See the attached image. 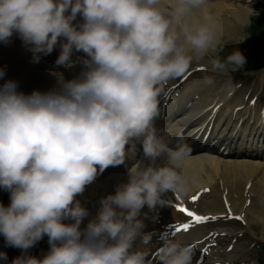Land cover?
<instances>
[{
  "label": "clouds",
  "instance_id": "clouds-1",
  "mask_svg": "<svg viewBox=\"0 0 264 264\" xmlns=\"http://www.w3.org/2000/svg\"><path fill=\"white\" fill-rule=\"evenodd\" d=\"M164 3L0 0V41L17 33L34 59L59 43L57 66L72 67L73 52L84 54L77 78L56 74L59 88L26 95L14 80L0 85V188L10 193L9 205L0 203V234L25 252L44 235L50 246L43 259L22 255L12 264H192V244L171 238L154 260L140 215L145 205H163L168 190L187 191L181 172L189 149L157 135L158 97L217 40L211 23L185 22L205 0H174L171 10ZM227 64L242 67L245 57L235 50L226 62L213 60L212 71ZM5 74L0 68V79ZM137 142L152 163L128 168V181L101 199L81 230L89 213L76 197L107 167L134 157ZM161 154L167 162L153 166Z\"/></svg>",
  "mask_w": 264,
  "mask_h": 264
},
{
  "label": "bare ground",
  "instance_id": "bare-ground-1",
  "mask_svg": "<svg viewBox=\"0 0 264 264\" xmlns=\"http://www.w3.org/2000/svg\"><path fill=\"white\" fill-rule=\"evenodd\" d=\"M203 10V6L200 7ZM249 9H233L232 4L227 1H220L213 6L205 9L197 16L193 17L192 23L187 21L190 14L185 17V22L189 26H195L202 23H211L214 26L216 39L221 42H226L232 38L241 39L243 37V29L248 15ZM3 48L4 59L13 61L20 57V52L13 49L7 44H1ZM202 64L207 70V66ZM197 65H191L189 70H194ZM197 72H193L185 80L189 84L205 85L207 82L203 80L194 81L193 78ZM231 77V76H230ZM176 79V78H175ZM46 85L48 82L55 81V79H44ZM44 83L36 82L35 89L40 90ZM194 85H191L194 86ZM232 81L228 80L224 83L222 88L231 89ZM32 92L29 91L28 94ZM218 97L217 102H225L226 93L221 88L215 85H209L207 89L200 92V97L195 101V106L188 109L189 113L183 125L188 122L193 123L199 111H193L194 108L200 104L207 106ZM237 104H233L232 108ZM225 104L221 107L218 115V122L222 120ZM230 118L225 120L224 128L221 133L214 135L206 143L202 144V136L198 141L192 138L188 139L191 146L195 149V153L185 158L186 165L182 166L181 174L187 180V195L200 193L198 204L205 213L222 212V203L227 201L233 208L237 210H244L245 222L254 223L261 221L262 229L264 231V123L261 120H254L250 125V130L246 133L234 132V129H228ZM248 124L246 125L247 128ZM192 129L188 130L191 132ZM166 131L171 135L180 133V127L175 124L166 125ZM187 136L188 133L184 134ZM144 166H147L149 160H141ZM129 179L128 173L122 176V184ZM246 184H249L247 188ZM204 187H209L210 191L202 193ZM223 195V197H222ZM81 194L76 199L79 201ZM162 215L156 217L160 220L161 225L176 220H169L171 217H177L178 213L173 209L164 208L161 211ZM70 223V220L64 221ZM197 226L195 229L202 228ZM161 226L156 230L159 231ZM191 230L188 233H178L176 240L187 239V243L196 240L194 233L196 230ZM219 245L226 237L220 236ZM183 242V241H182ZM228 244L225 243L223 247L226 248ZM153 249V245L150 246ZM221 248V247H220ZM222 249V248H221ZM221 264L229 261L233 264L231 255H224L219 252L218 248L214 249ZM234 250V248L232 249ZM209 260V257H206ZM205 264H210L208 261Z\"/></svg>",
  "mask_w": 264,
  "mask_h": 264
},
{
  "label": "snow or ice",
  "instance_id": "snow-or-ice-1",
  "mask_svg": "<svg viewBox=\"0 0 264 264\" xmlns=\"http://www.w3.org/2000/svg\"><path fill=\"white\" fill-rule=\"evenodd\" d=\"M190 74V73H189ZM181 77V76H180ZM178 77V78H180ZM185 79L187 78L186 76L184 77ZM173 89H170L169 90V93L166 94V97L167 96H170L171 94V91H173ZM254 103V102H253ZM262 119H264V112H262ZM202 192H207L209 191L208 189H202L201 190ZM199 196H200V193H197L196 195H194L191 199L193 201H196L199 199ZM227 203V202H226ZM177 207V210L185 213L187 216L191 217V219L186 222V223H181V224H178L176 225L175 227V231L178 233L180 231H188L193 225H196V224H200V223H203V222H207V221H215L217 219H219L220 217L216 216V215H199V214H196L194 211H190L189 209H187L186 207L183 206V204H177L176 205ZM229 217H232V214L231 212H229L227 214V216L225 218H229ZM234 219H242L243 217L242 216H236V217H232ZM213 235H218V234H214V233H209V236H213ZM193 248L196 247L195 244H192Z\"/></svg>",
  "mask_w": 264,
  "mask_h": 264
},
{
  "label": "rangeland",
  "instance_id": "rangeland-1",
  "mask_svg": "<svg viewBox=\"0 0 264 264\" xmlns=\"http://www.w3.org/2000/svg\"><path fill=\"white\" fill-rule=\"evenodd\" d=\"M254 14H252L250 16L249 21H248L247 26H246V29L250 23V19L254 16ZM263 18H264V15H263ZM256 232H258V233L261 232V226L260 225L257 226ZM253 244H254V246L252 248H250V246ZM258 244H259V242H256L255 239H253L247 235L246 238L239 243V246L241 248L245 249L243 252V255H242L243 258L246 257L248 260L256 261L258 264H264V247L261 246L260 248H256V246ZM248 247H249V249H248Z\"/></svg>",
  "mask_w": 264,
  "mask_h": 264
}]
</instances>
